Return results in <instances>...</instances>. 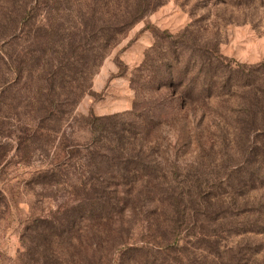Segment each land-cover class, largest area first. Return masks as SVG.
Returning <instances> with one entry per match:
<instances>
[{"label": "rangeland", "instance_id": "obj_1", "mask_svg": "<svg viewBox=\"0 0 264 264\" xmlns=\"http://www.w3.org/2000/svg\"><path fill=\"white\" fill-rule=\"evenodd\" d=\"M103 2L131 6L138 0ZM149 4L155 8L121 35L94 75L91 95L79 102L49 148L42 149L40 144L21 147L18 123L5 116L0 120V264H34V258L23 255L26 225L72 208L84 199L85 184L90 188L97 179L107 186L116 181L111 172L116 174L118 168L110 163L118 145L108 142L111 149L99 148L92 157L86 149L93 140L87 123L90 116L106 119L113 140L122 136L126 122H136L140 135L143 114L157 118L165 112L160 120L155 119L154 133L136 148L125 147L128 155L140 156L149 166L147 171L164 176V208L171 212L175 199L181 198L184 221L180 213L172 212L171 221L164 223L158 218L161 207L156 198L146 191L137 192L132 197L135 207L123 217L113 215L104 242L97 251L89 249V254L100 264H120L115 249L122 244L148 247L143 254L147 264H264V143L260 131L240 130L242 116L235 99L220 104L222 100L213 101L210 106L191 104L184 113L173 112L168 107L156 108L165 97L169 100L172 91H159L158 82L150 87L145 84L158 75L160 67L163 74L158 80L178 68L179 79L185 73L195 81L201 73L195 66L200 42L215 41L223 57L239 64L262 62L264 0H149ZM6 5V0H0V46L15 32ZM41 9L39 14L46 22L61 18L66 26L73 17L68 12L48 14ZM165 126L179 132L177 155L189 150L198 153L197 166L182 170L174 163L161 167L156 162ZM51 171L45 180H38ZM103 185L100 188L116 204L118 193ZM175 218L180 221L173 222ZM82 242L76 247L57 244L63 264H84L88 247ZM133 258L126 256L124 264H137Z\"/></svg>", "mask_w": 264, "mask_h": 264}, {"label": "trees", "instance_id": "obj_2", "mask_svg": "<svg viewBox=\"0 0 264 264\" xmlns=\"http://www.w3.org/2000/svg\"><path fill=\"white\" fill-rule=\"evenodd\" d=\"M6 1V14L15 32L0 46V120L5 116L18 123L17 141L21 147L28 149L40 144L42 149L49 148L73 117L79 102L86 95H91L93 77L121 35L155 7L149 4V0H138L131 6L111 5L103 0ZM81 1L87 4L78 5ZM42 7L48 14L68 12L73 16L71 22L66 26L61 18L46 22L39 14L44 11ZM18 29L20 34H17ZM197 51L199 60L195 66L201 73L195 81L189 80L185 73H181L179 79L178 68L163 80H158L163 74L160 67L158 75L145 82L149 87L158 82L159 91H172L169 100L165 97L155 107L162 110L168 107L173 112L184 113L190 110L191 104L210 106L213 101L222 100L218 102L220 104L235 99L242 116L238 119L240 130L243 133L260 131L264 143V60L255 65L231 61L219 53L215 41L200 42ZM183 55L181 49V66L185 59ZM165 113L157 118L141 116L144 137L142 133L138 134L136 122H126L122 136L113 140L108 136L106 119L90 116L87 123L92 129L93 140L86 149L92 157L99 148L111 149L108 142L118 145L112 150L116 155L114 160L107 162L117 165L116 174L111 172L116 181L107 186L97 179L90 188L85 184L82 189L84 199L71 204L73 206L69 210L66 207L54 218L32 219L26 225L23 237L26 252L23 255L34 258L30 259L34 264L40 261L43 264H63L61 254L56 250L57 244L76 247V243L83 244L82 239L88 247L87 252L89 249L97 251L95 249L100 247L101 241L104 242L108 222L115 213L123 217L135 207L132 197L137 192L146 191L148 195L155 196L152 198H156L157 205L161 207L157 210L158 218H162L164 223L171 221L172 212L180 213L181 221H184L186 214L181 211V198L175 199L171 212L164 208L166 180H161L164 176L147 171L149 166L142 163L140 156L128 155L129 150L125 147L140 145L154 133L155 119L160 120ZM2 162L0 158V167ZM51 173L41 174L38 180H45ZM101 185L104 189H115L118 193L116 204H112ZM173 220L180 221L178 218ZM96 239L98 242L95 243ZM115 250L120 264L125 263L126 256L134 257L137 264L149 263L143 257L148 247L127 248L118 244ZM133 251L135 253H131ZM89 253L83 263L100 264Z\"/></svg>", "mask_w": 264, "mask_h": 264}, {"label": "clouds", "instance_id": "obj_3", "mask_svg": "<svg viewBox=\"0 0 264 264\" xmlns=\"http://www.w3.org/2000/svg\"><path fill=\"white\" fill-rule=\"evenodd\" d=\"M261 11L264 12V9ZM261 27H264V25H261ZM163 136L164 142L156 157V162L161 167H166L168 164L174 163L178 168L183 170L198 165V153L193 150L177 155L175 145L178 143L179 132L176 129L165 126Z\"/></svg>", "mask_w": 264, "mask_h": 264}]
</instances>
